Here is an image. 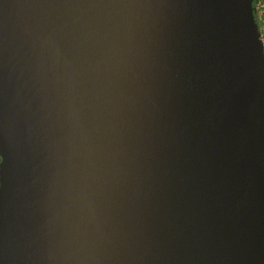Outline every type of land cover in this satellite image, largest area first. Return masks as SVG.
<instances>
[{
	"label": "water",
	"instance_id": "obj_1",
	"mask_svg": "<svg viewBox=\"0 0 264 264\" xmlns=\"http://www.w3.org/2000/svg\"><path fill=\"white\" fill-rule=\"evenodd\" d=\"M0 264H264L253 0H0Z\"/></svg>",
	"mask_w": 264,
	"mask_h": 264
},
{
	"label": "rangeland",
	"instance_id": "obj_2",
	"mask_svg": "<svg viewBox=\"0 0 264 264\" xmlns=\"http://www.w3.org/2000/svg\"><path fill=\"white\" fill-rule=\"evenodd\" d=\"M256 11H257V19L259 24V33L262 41V45L264 48V0H256Z\"/></svg>",
	"mask_w": 264,
	"mask_h": 264
},
{
	"label": "built area",
	"instance_id": "obj_3",
	"mask_svg": "<svg viewBox=\"0 0 264 264\" xmlns=\"http://www.w3.org/2000/svg\"><path fill=\"white\" fill-rule=\"evenodd\" d=\"M253 2H254V0H253ZM256 3H257V1L255 0V2H254V9H255V15H256V20H257V26L259 27V24H258V19H257V11H256ZM258 30H259V28H258ZM260 34V33H259ZM264 49V48H263Z\"/></svg>",
	"mask_w": 264,
	"mask_h": 264
},
{
	"label": "trees",
	"instance_id": "obj_4",
	"mask_svg": "<svg viewBox=\"0 0 264 264\" xmlns=\"http://www.w3.org/2000/svg\"><path fill=\"white\" fill-rule=\"evenodd\" d=\"M254 2H255V0H254Z\"/></svg>",
	"mask_w": 264,
	"mask_h": 264
}]
</instances>
